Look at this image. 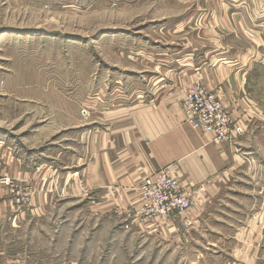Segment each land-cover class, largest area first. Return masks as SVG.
Wrapping results in <instances>:
<instances>
[{
    "label": "rangeland",
    "instance_id": "rangeland-1",
    "mask_svg": "<svg viewBox=\"0 0 264 264\" xmlns=\"http://www.w3.org/2000/svg\"><path fill=\"white\" fill-rule=\"evenodd\" d=\"M184 51H226L230 66L243 67V60L257 68L240 98L252 107L239 117L245 132L236 142L238 162L189 241L142 236L126 228L123 217L92 214L86 201L63 195L67 181L60 183V175L53 181L60 197L40 202L32 169H24L0 180V264H17L19 256L24 264H45L40 258H49L47 264H264V0H0V58L15 55L31 66L34 61V68H52L48 79H64L69 102H77L76 95L87 103L103 97L100 104L108 106L132 91L139 100L151 97L159 90L152 83L144 90L146 73L175 67ZM170 53L174 65L166 66L160 58ZM71 104L77 118L63 116L53 132L68 127L62 136L72 152L84 142L76 131L93 119L90 108L84 114ZM42 113L38 105V130ZM54 156L58 175L66 159ZM30 246L36 261L29 260Z\"/></svg>",
    "mask_w": 264,
    "mask_h": 264
},
{
    "label": "crops",
    "instance_id": "crops-1",
    "mask_svg": "<svg viewBox=\"0 0 264 264\" xmlns=\"http://www.w3.org/2000/svg\"><path fill=\"white\" fill-rule=\"evenodd\" d=\"M174 55L165 54L160 59L166 66L174 65L170 61ZM228 56L226 51L209 56L208 52L193 55L184 51L176 57L175 67L178 68H151L146 73L149 78L144 79V90L152 83L159 92L139 100L132 91L128 96L119 95L114 104L108 106L100 104L102 96L96 98L99 101L87 103L83 95H76L77 102H69L73 95L67 91L64 79L61 77L55 82L52 77L48 79L52 68H34V61L31 66L15 55L9 59L0 58V180L3 175L17 176L21 170L32 169L34 187L39 189L38 200L51 205L60 197V184L53 188L54 179L58 180L60 175L61 183L63 179L69 182L71 177L73 186L66 182L63 195L86 201L89 211L96 216L123 217L125 225L128 210L137 200V186L143 175L177 164L182 185L195 193V204L188 213L190 230H185L178 219L174 225L162 223V228L132 225L130 231L175 245L189 241L188 234L200 223L203 211L230 181L239 158L235 153L239 136L234 141L216 144L189 124L183 109L185 91L198 74L228 102L240 100L257 68L247 67L240 58L237 61L240 60L243 67L234 68L227 64ZM138 84L137 87H143L141 82ZM71 103H78L79 109L90 108L93 119L86 123L89 127L76 131L84 142L78 143V149L72 152L64 145L62 136L69 131L68 127L53 132L63 116L65 121L77 118V104ZM250 103L252 101L246 105ZM38 105L43 110L39 130L34 124L38 122ZM9 122L13 124L10 126ZM54 152L66 159L65 162L61 160V174L58 175L55 169L59 168L55 166L60 161ZM4 196L5 190L0 188V199ZM0 213H5L1 207ZM29 249V260L34 257L36 261V249L34 252L32 246ZM38 260L47 264L49 258ZM25 261V256H19L17 264Z\"/></svg>",
    "mask_w": 264,
    "mask_h": 264
},
{
    "label": "built area",
    "instance_id": "built-area-1",
    "mask_svg": "<svg viewBox=\"0 0 264 264\" xmlns=\"http://www.w3.org/2000/svg\"><path fill=\"white\" fill-rule=\"evenodd\" d=\"M251 107V103L247 106L243 100L228 102L205 84L198 74L188 84L183 102L186 121L216 144L234 141L244 134L245 127L239 117ZM82 111L88 114L87 109ZM6 180L9 182L11 178ZM137 190V200L128 210L126 228L137 224L162 228V223L174 225L179 219L184 229L190 230L188 213L195 204V193L182 185L177 164L143 175Z\"/></svg>",
    "mask_w": 264,
    "mask_h": 264
}]
</instances>
